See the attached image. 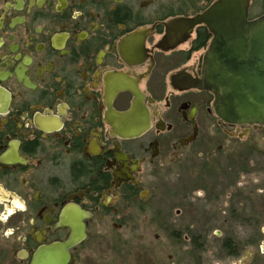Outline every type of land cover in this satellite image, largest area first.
I'll return each instance as SVG.
<instances>
[{
	"label": "flooded vegetation",
	"instance_id": "flooded-vegetation-1",
	"mask_svg": "<svg viewBox=\"0 0 264 264\" xmlns=\"http://www.w3.org/2000/svg\"><path fill=\"white\" fill-rule=\"evenodd\" d=\"M221 1L0 0V264L80 227L60 264H264V127L225 123L195 86L214 34L192 21ZM173 172L178 226L150 219L160 245L135 254Z\"/></svg>",
	"mask_w": 264,
	"mask_h": 264
},
{
	"label": "water",
	"instance_id": "water-1",
	"mask_svg": "<svg viewBox=\"0 0 264 264\" xmlns=\"http://www.w3.org/2000/svg\"><path fill=\"white\" fill-rule=\"evenodd\" d=\"M200 24L214 38L195 86L215 96L216 114L225 123L264 126V16L248 21L246 0H223L192 21ZM73 231L67 243L42 248L34 264H60L85 237L84 228Z\"/></svg>",
	"mask_w": 264,
	"mask_h": 264
},
{
	"label": "rangeland",
	"instance_id": "rangeland-1",
	"mask_svg": "<svg viewBox=\"0 0 264 264\" xmlns=\"http://www.w3.org/2000/svg\"><path fill=\"white\" fill-rule=\"evenodd\" d=\"M262 143H264V140L260 139V144H262ZM262 148H264V144H262ZM188 166H184L185 170L183 171V169H182L181 171H183L185 173H197L194 171V169H196V166H192L189 168H188ZM176 174H177V172H173L172 175H168L167 180L165 182V186L160 187V188H164L165 190H167L166 200L163 201L162 195L158 196L157 198L154 197L153 199H150L146 205L147 206L146 207L147 212H145L143 214H136L135 215V217H136L135 228L136 229H135L134 237L137 238V241H136V246H135L133 253L145 254L144 251L139 249L140 247L145 246V245L158 247L160 245V240H156L155 237L162 235V230H160L159 226H151L150 227L148 224L150 219L159 221V219L161 217V213L165 212V213H167L168 216H170L172 218L169 221V224L173 227L178 226L177 222L174 220L176 217L175 216V213H176L175 209L178 206V199L176 198V193H177V190L179 189L177 186V183H176ZM158 194H159V192L157 191L156 195H158ZM149 208H153V209L148 213ZM100 232L104 233L103 230H101ZM227 232H230L232 235H234L239 240L243 239L245 237V234H246V230H244V229L228 230ZM243 232H245V234ZM109 233H110V231L107 230V234L106 235L104 234L106 239L110 238V240H112L113 238L116 237L113 234L111 235ZM119 237L127 239L129 237V235L126 234L125 237H123V236H119ZM106 242H104V243H106ZM107 243H109V242H107ZM214 244H217V243H215V241H214V239H212V235H211L210 242L208 243V246L209 247H215L214 251L216 253L220 252V250L217 249Z\"/></svg>",
	"mask_w": 264,
	"mask_h": 264
}]
</instances>
